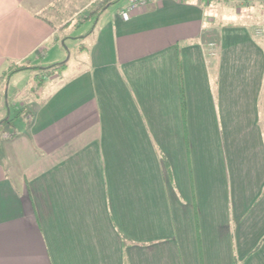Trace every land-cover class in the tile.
<instances>
[{"label": "crops", "instance_id": "crops-1", "mask_svg": "<svg viewBox=\"0 0 264 264\" xmlns=\"http://www.w3.org/2000/svg\"><path fill=\"white\" fill-rule=\"evenodd\" d=\"M98 1L0 0V264H264V0Z\"/></svg>", "mask_w": 264, "mask_h": 264}, {"label": "rangeland", "instance_id": "rangeland-1", "mask_svg": "<svg viewBox=\"0 0 264 264\" xmlns=\"http://www.w3.org/2000/svg\"><path fill=\"white\" fill-rule=\"evenodd\" d=\"M125 1L127 2V0H119L121 4H125ZM66 44L67 46L68 44H70L68 47L72 51V53H74L76 49L73 45V42L67 41ZM68 56L69 54L66 55V58H68ZM75 58H77V56L72 55V59ZM42 72L44 71H40L39 69H37L36 71H33L30 78H28V72L24 71H18L11 75L10 87L8 92L9 96L7 98V100H10V110H6V107L2 109L3 104L4 102H6V100L3 98V96H1L2 88H0V120L8 115L14 117L15 114H17V112L19 111L20 107H22L21 109H23L24 105H22L21 102L24 101L26 98L32 97L34 95L33 87L36 86L35 84L42 83L44 80L47 79L44 76H46L45 74H48V72ZM23 127L25 128V123L23 122V120H14V122L11 124L5 122L0 123V155L2 151L1 141L4 137V134L9 132H15L16 130H21Z\"/></svg>", "mask_w": 264, "mask_h": 264}, {"label": "trees", "instance_id": "trees-1", "mask_svg": "<svg viewBox=\"0 0 264 264\" xmlns=\"http://www.w3.org/2000/svg\"><path fill=\"white\" fill-rule=\"evenodd\" d=\"M117 1H119V0H99L95 4L94 8H91L89 12L90 13L91 12H94V13L97 12L98 13L108 3H117ZM203 1L206 2V0H203ZM259 26H262V25L256 26L254 28V33L256 31V28H258ZM208 43H207V47H208ZM216 45H217V43H216ZM66 63H67L66 61H62L60 63H56V64H54V65H52L50 67H47V69L48 68H53V70H57V69H60V68H64L66 66ZM28 68H31V66L26 65V64H12V65L9 66V68L7 70H5L2 73V75H1V78L2 79L1 80L6 84V83L9 82L10 77H11L12 74H14V73H16L18 71H22L24 69H28ZM180 93H181L182 107H183L184 111H186V98H185V92H184L183 82H182V79H181V74H180ZM22 114H24V109L18 111L17 114H15V116L12 117V118L9 117V116L8 117L6 116L5 118H3V119L0 120V123L1 122H5V123L11 124L15 118H17L18 116H20ZM8 135L10 136L8 139L11 140V139L17 137L19 134L16 133V132H9ZM4 140H6V139H4Z\"/></svg>", "mask_w": 264, "mask_h": 264}, {"label": "built area", "instance_id": "built-area-1", "mask_svg": "<svg viewBox=\"0 0 264 264\" xmlns=\"http://www.w3.org/2000/svg\"><path fill=\"white\" fill-rule=\"evenodd\" d=\"M151 1L152 0H127L126 4L121 9L122 17L126 20L130 19L131 14L133 12L139 10L140 8L148 6ZM255 33L257 35H262L264 33V26H259L258 28H256ZM206 50L208 55L216 56L217 55L216 41L209 42Z\"/></svg>", "mask_w": 264, "mask_h": 264}]
</instances>
